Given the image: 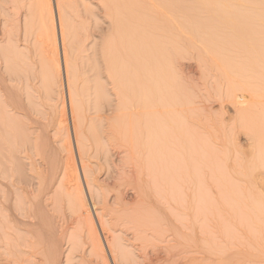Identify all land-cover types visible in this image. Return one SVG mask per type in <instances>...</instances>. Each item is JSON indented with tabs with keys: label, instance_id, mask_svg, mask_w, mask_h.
<instances>
[{
	"label": "bare ground",
	"instance_id": "obj_1",
	"mask_svg": "<svg viewBox=\"0 0 264 264\" xmlns=\"http://www.w3.org/2000/svg\"><path fill=\"white\" fill-rule=\"evenodd\" d=\"M32 1L37 2V4L39 5L41 16L42 12H46L45 14L43 13V15H47V21L49 22V24L46 25H49V27H47L48 29H44L46 27L45 23H48L45 22L44 16L41 17L42 19L40 21L42 22V20H44L42 24H44L45 27H43V25L41 26L45 31L39 29L43 31L42 34L45 32L44 36H40L42 35L41 31L39 32L37 30L38 32H35H37V34L40 33V35H38L41 37V39H39L40 41H42V44H46L44 43L43 39H45L46 42L48 41L50 43L53 54L52 56L47 58V56L44 55V49L42 48L43 45L40 44L42 45V55L39 56L42 58L41 61L45 63L43 65L46 70L44 71L46 82H51L55 80V78L58 77L59 74H62L61 72H63L65 76L68 100H65V97L63 95L64 99L62 102V106L64 110L61 115L62 119L60 121L63 122V124H66L65 121H68V119H66L67 117L65 116L67 112L65 108L68 105L80 166L89 194L88 199H90V206L94 211V216L96 217L98 226L100 227V230L102 232L103 237H100L103 239H101L97 233L94 224L95 222L93 220V217L91 216V209L89 210L88 208L89 204H87L85 200V192L83 191V187L80 184L81 178H79V170L71 161L72 155H70V158L64 161V163H60V159V161L56 160V162L60 163L61 166L63 164V166L62 168L59 166V169H57L58 167H55V164H53L52 166L56 169L53 170V172L50 171L52 172L50 173L51 176H48L52 179L55 176V179L58 178V181L56 183L58 184V190L55 191V204L58 201H61L63 198H67L66 200L68 201H66V203L70 204H67L69 205V208L71 207L70 210L72 213V217H70L71 219L66 222L67 225H65L64 230L62 228L61 231L57 232L55 231L54 227H48L47 229V220L46 225L44 220H42L43 218H45L46 215L44 216L45 213H43L42 209L39 208L40 206L38 207V205H35V207H32L28 205L30 203H33L34 198L38 199L39 195L45 192L44 190L47 187V183H49V179H44L43 181L42 177L41 181H39L40 186L38 188H34L33 184L29 182L26 183L27 179L26 181H24L26 185L19 184L20 180L15 173V169L18 168H16L17 166L14 167V165H12V162H15L12 158V156H14L12 153L15 154L14 151L16 150V148H18L17 150H23L24 153L29 149L27 141L29 138L28 135H30L29 133H25L26 129L23 130V126H27L26 121L27 119H29L26 114L28 108L25 111V106L24 108L23 106H21L24 103L22 104V102L20 101L16 88L19 89L20 87V89H25V93L27 94L26 98L30 99V92L28 90H30L31 88L33 89V87H31L32 82L30 80V78H32V66L30 68L28 62L27 64L22 63L23 61L21 62V60H24L22 59V56L20 57L19 61V56L15 61L11 60V58L13 57H10L11 53H13V49L11 50V48L14 45L12 46L8 43V45H11V48H8L7 45H5L7 47L4 49H1L2 47L0 48V59L3 60V63L5 62V65L8 62L11 63L9 64V67H11L9 73V79L11 80V83H7L9 82V80L6 81L7 79H5L7 74H5V76L4 73L6 71L2 73L5 77H2L0 74V264H61L63 254V251L61 249L62 242L65 236H67L70 225H72L73 223L75 225L73 226V228L76 232H70L68 236L69 240H71L72 243V247L69 250L68 254L69 261L72 260V256L80 247V237H82L83 239V232H87L90 237V240L88 242L90 243L91 247L89 255H97L101 257L103 254L102 259L106 263L107 261H109L110 256L113 264H117L116 256H118L119 251L117 247L120 245V242L118 238L114 236L111 232L114 226L111 221L116 215V210H114L115 207L113 208L110 205L109 196L107 194L108 192H105L106 189L104 191V188L102 187V184L98 182V179L93 178L89 174L88 165L84 157L82 156V151L84 154V148H86V145H84V142H82L83 139L80 138V133L83 131V126L86 119V116L83 113L84 106L80 103L82 101L83 89L80 88V84L78 82V79H80V73L77 71L79 69H75L77 64L74 61L76 60L73 61L72 58L75 54L71 55L70 53L71 49L76 48L77 43H79L77 42L79 30H77L76 27H74V25L71 23V21H69L63 15L62 10L66 8L67 0ZM98 1L99 3H102L104 11L106 10L107 14L110 13L111 15H109L108 17H110L112 21V30L105 39V41L102 42L103 44L99 45V49L94 50L96 52H93V54L95 53L98 58L92 61L90 60L92 67V70L90 71H94V66L98 63V66H95L97 68L95 69V71L98 70L99 74H102L105 71L108 75V78H110V83L112 84V86L110 84L109 85L111 87H114L113 89L116 91L115 94L119 96V101L121 102L118 108L120 111L116 113L117 116L115 115L114 117H117L118 120H120L121 117H126L125 112L128 108L127 102L132 101L133 104L130 117L133 119L132 116L136 115L134 119L137 120V129L135 131L132 119L130 120L129 117L127 119L125 118V120H130V123L128 121V128L126 129V131L129 132V138H125L126 143H123V152L124 154L127 153L126 156L129 159L128 163H124L125 165L128 164V175L127 173H125V175H127V180L122 182L119 181L120 183L118 182L117 184V181L113 180V172L107 178L109 180V183H112V185L115 187V189L111 190L117 191V189H119L118 193L116 192L117 195L115 194L116 198H114L116 199V202L119 203V205L121 204V206L117 205V207H120H118L119 210L123 208L122 210L124 211L123 213L119 211L121 212L120 216L119 213L116 211L119 218H117V216L115 218L120 219V221L123 220V222L126 221V223L134 225V227L138 229V232H135V234L132 232L134 236H136V238L138 236H142L144 238V241L142 242L141 246V251L143 252L144 257L146 258L145 264H264V106L259 105V100L260 103H262L261 101H263L264 103V100L260 99L264 98L262 97L264 96V27L261 28V26L251 25L249 23L250 19L248 18L249 21L247 19V14H264V7L259 5L264 4V0ZM162 3L171 4L178 14H186L188 17V25H193L192 27L198 30V32H200L204 39H208L206 40L208 43L217 45L212 48V51L216 54L227 53L228 55H233V57L241 60L243 58H248L249 61L244 62L242 64H240V62H236L235 58H233L232 56L228 59L224 58V61L228 66L227 69H231L234 71L237 70L241 80H239V84H232L228 94L231 98L232 96L238 97L236 103L238 113H241L239 114L240 119H238L240 124L239 126L242 127V129L239 127L240 130L238 131H245L247 134L250 135V138L252 140V145H250L252 146V148H250L251 150L246 153V156L242 154L240 155L241 152L245 154L246 151H241V148L237 145L234 136L231 137L232 134L227 135V137L225 138L223 136L226 135L221 134V138H223V140L219 139L220 142L212 136L211 132H209V136L202 139L203 141H200V138V140L198 141V137L195 138L198 132L196 133V136L189 134L191 135V137L189 138L190 141L188 142L187 140V142L190 145H188L187 147L186 143V146L184 145V143L181 144L179 140L180 138L178 139L176 137V134L173 133V135H171L172 133L167 132V127H164V124L162 122L163 118H161L163 114L162 107L165 109L167 114H169V118L170 116L173 117V124L170 122V125L173 126L174 119L176 120L177 116L179 117V115H176V111H178L179 113V110L176 109V105H179L180 102L186 99H183V94L180 93L178 87L176 86L173 71V62L175 58H178L176 56L179 55L181 52L179 50L181 45L186 46V44L183 42L187 43L189 42V39H186V41L182 40L181 37L177 35L178 33H174L172 31L173 29L170 31V27H167L164 24L163 20L165 18L162 19L161 13L159 12V10H157V5L160 6ZM54 11H56V18ZM106 12L104 14H106ZM171 13L173 15L174 12ZM182 16L184 17V15L181 14V17ZM263 21L264 20H262V22ZM29 23H31V19ZM169 23L170 22H168V24ZM232 23L234 26L230 27ZM253 23L255 22L253 21ZM68 38H70L71 41H67ZM222 41L227 42L229 46L222 47ZM251 41L255 42L256 44V48L252 49V51L231 47L238 46L239 44L243 43L245 44V46H248L249 42ZM29 47H27L26 49L29 50ZM78 49L80 50L79 46ZM205 52H203L204 55L208 53ZM5 65L4 68H6ZM88 65L90 66V64ZM241 77H243L244 79H241ZM1 78L3 80L5 79L4 83L2 82ZM250 79L254 80L251 81ZM60 81L62 82V80ZM51 83H48L49 86ZM103 84L99 85L98 88L96 87V95L99 100L105 99V96L103 95L104 93L105 95H108L106 94V92L103 93ZM28 87H30V89ZM106 90L108 89L106 88ZM21 93L22 92L20 91V94ZM31 94L34 95V93L32 92ZM31 99H33V97ZM234 99L236 98L234 97ZM24 100L25 99H23L22 101ZM45 100L47 101V99ZM18 101L21 102L20 105ZM98 105L100 106L99 103ZM49 106L51 105L49 104ZM117 107L118 106H116V108ZM174 108L176 109V111ZM29 109L28 111H30ZM129 112L130 111H128V113ZM41 114L43 115V113ZM194 114L196 115V113ZM20 115H23L21 116V119L19 118ZM24 115L27 117V119ZM61 116L56 115L55 118L57 122H59L57 117L60 118ZM24 117L26 120L24 119ZM196 117L198 116L196 115ZM49 118L50 117L48 116V119ZM29 120L32 121L34 119L32 118ZM181 120L182 121L180 122H184L183 119ZM61 122L57 124L59 128L61 127ZM118 122L117 124H120L121 126L124 124L125 126L126 121L125 123L122 122L123 124ZM43 123L45 124V122ZM184 123L186 124L187 121H185ZM184 123H181V125L183 126ZM203 123L207 124V122ZM114 124L115 123L111 124V126L114 127ZM117 124H115L116 127H118ZM197 124L200 125V123L198 122ZM212 124L207 125L212 126ZM178 125L180 126L179 122ZM91 126L94 127L95 125H89V127ZM111 126L110 128H112ZM184 126L188 127L186 125ZM85 127L86 125L84 126V128ZM203 127L207 126L205 125ZM181 128L182 131L179 128L180 132L182 134H185L186 136L187 130L185 128L183 130V127ZM201 128L200 130H202ZM227 129L228 128H226L225 130L227 131ZM2 131L8 136H6V134L4 135ZM231 131L230 133H232ZM82 133L81 137L83 135ZM115 133L116 131L114 130V134ZM137 133L139 134V136L137 135ZM192 133H194V130ZM169 134L172 137L175 135L176 139L179 140L178 143L177 140L173 141V138H171L172 140L167 139V136ZM224 134H226V132H224ZM242 134H244V132ZM66 135L67 134L64 135V138H67L68 135ZM43 136H45L44 133ZM203 137H205V135H203L201 138ZM216 137L220 138V135L218 134ZM64 138L62 139L64 140ZM2 140H7L9 143H5L7 144V154H5L3 150L5 146L2 144ZM64 141L67 146L66 148L69 150L70 153L73 149L71 147V139ZM84 141L86 144V140ZM170 141L172 144L170 143ZM221 141L223 143H221ZM216 142L221 143L220 145L222 146L217 145ZM173 143L176 145V147ZM171 145H173V147L175 148L181 147V149L182 147H187L186 150L188 151V154L186 152V157L179 159L177 158L179 152L178 154L175 153L173 155L171 151L170 153L168 152V154L166 152V149L167 151L171 150ZM31 146L32 145H30V149ZM89 147L91 146L89 145ZM18 153L22 154V152L19 151ZM51 153L52 152H49L50 155ZM36 154L39 155L38 153ZM42 155L44 156L43 152ZM3 156L7 159L6 162L8 161L7 163H9V166L2 164V160L4 159L2 158ZM243 156L246 158H243ZM31 157L32 156H30V158ZM179 157H181L180 154ZM180 159L184 160V164H182L183 160L181 161ZM45 161L43 160V162ZM33 162H35V160ZM1 164L2 166H6V168L2 167ZM184 165L187 169L186 173H184L185 175L181 172V170L184 169ZM42 171L44 170L38 171L41 172L40 176H44L42 174ZM59 172L60 174L58 176L57 174ZM125 184H127L129 188L123 190L124 188L122 186L125 187ZM94 192H96V194L98 193V199H100V204L95 202L93 197ZM212 194H214V197L216 196L215 201L217 204L214 202V197ZM127 199L131 202H125V200ZM62 202L63 200L61 201V204H63ZM57 204L60 205L59 203ZM9 209L13 211V213L11 212L12 214H8ZM128 210L129 213L127 212ZM14 211L17 214L14 213ZM223 211H226V213L224 214ZM221 212L225 216L222 215L223 219L221 218V223L218 222L214 226L215 228L213 227L214 229L212 231L209 222L211 217L210 214L212 213V215L215 216V214L213 213H217V216L219 217L216 218L220 219ZM218 213H220V215H218ZM19 215L24 216L25 221L26 217H34V219L36 218L38 221L35 222V220L31 223L27 220V222H25L24 219H20L22 217H20ZM117 219H114L113 222L117 221ZM211 222L215 224L213 220ZM115 223L118 224L119 222L117 221ZM213 224L211 225L213 226ZM110 225L112 227H109L108 230L107 226ZM185 226L188 229L186 231L184 229ZM221 227L223 229H221ZM242 228L250 232H248V245L250 244L256 247L254 252L251 251L250 247L247 248L250 251L243 250L247 246V244L246 246L243 245L244 243H241L243 246H245L242 249L240 248V246L239 248H236L238 247V245H240V242L238 241L240 240V238L243 239L240 240L241 242L246 241L245 243H247V240L244 241L245 238L242 237L247 238L248 233H246V230L244 231ZM237 229L240 233H238ZM240 230H243L245 232L244 234L246 235L242 236L243 231ZM148 235H150L151 238L149 240L147 239L149 238ZM237 235L240 236L238 240ZM153 238L158 241L157 244L162 243V245H158L159 249L158 247L156 248L158 251L155 250L154 252L153 250L151 251L148 248V244L145 243V240H147L149 241V243L152 244V240H154ZM138 239L140 238L138 237ZM154 243L156 242L154 241ZM152 246H155V244H153ZM83 260L87 261L85 257L83 258ZM92 261L93 259L88 260V262Z\"/></svg>",
	"mask_w": 264,
	"mask_h": 264
},
{
	"label": "rangeland",
	"instance_id": "obj_2",
	"mask_svg": "<svg viewBox=\"0 0 264 264\" xmlns=\"http://www.w3.org/2000/svg\"><path fill=\"white\" fill-rule=\"evenodd\" d=\"M35 4H36V6H35ZM99 4H100V6H99ZM101 5H102V3H99L98 0H67L66 8H64V10H62V11H63V15L69 21H71V23L74 25V27H76L77 30H79L78 31L79 32V36H78V40H77V42H79V43H77V45H76L77 47L76 48H72L71 49L70 53H71V55L75 54V55H73L72 58H73V61L76 60V61H74L77 64L75 69L76 68L79 69L77 71L80 73V79H78V82L80 84V88L83 89L82 101L80 103L84 106L83 113L86 116V119H85V122H84V126L86 125V127L84 128V126H83V131H82L83 133L81 132L83 134L82 137H81V133H80V138H82L83 141L81 139L80 140L82 142H84L83 144L86 145V148H84L85 149L84 150V154H83V151H82V156L84 157V159H85V161H86V163L88 165L89 174L93 178L98 179V182L100 184H102V187L104 188V191L106 189L105 192H108L107 194L109 196L110 205L113 208L115 207L114 210H116L119 213V216H120V213L121 212L123 213L124 211L122 210L123 208H121L119 210V208H120L119 206H121V204L119 205V203H117L116 199H115L119 189H117V191L116 190H111V189H115V187L112 185V183H109V180L107 178L113 172L112 174L114 176L113 177L114 179L113 178L112 179L114 181H117L116 182L117 184H118L119 181L122 182V181H126L127 180L126 176L128 175V172H127L128 171V169H127L128 168V166H127L128 164L125 165L124 163H128L129 159L126 156L127 153L124 154V152H123L124 151L123 150L124 149L123 143L124 142L126 143V139L129 138L128 137L129 136V132L126 131V129L128 128V121L130 123V120L132 119L130 117V113H131V110H132L133 102L132 101H128L127 102L128 108L126 109V112H125L126 113L125 114L126 117L125 116L121 117L123 119L120 118V120H118V118L114 117V116L115 115L117 116L116 113H118L120 111L118 108H119V104L121 102L119 101V96H117L115 94L116 91L113 89L114 87H111L112 84L110 83L111 82L110 78H108V75H107V73L105 71L102 74H99L98 70H96L97 72L95 71V69H97L95 66H98V63L94 66L93 70L95 72L94 71H90V70H92L91 69L92 68L91 67V61L98 58V56L95 55V53L93 54V52H96L94 50H96V49L98 50L99 49V47H100L99 45L103 44L102 42L105 41V39L107 38V36L109 35V33L112 30V26H111V22L112 21H111V18L108 17L110 15V13L107 14L106 10L104 11L103 5H102V7H101ZM259 5L264 7V4H259ZM53 7H54V4H53ZM157 8H158L157 10H159V12L161 13L162 19L165 18L163 20V22H164V24L167 27H170L169 28L170 31L173 29L172 31L174 33H176V34L178 33L177 35L179 37H181L182 40L186 41V39L187 40L189 39L188 40L189 42H187V43L183 42V43L186 44V46H182L181 45V47L179 49L181 52H180L179 55L176 56L178 58H175L174 62H173V71H174V78H175L176 86L178 87L180 93L183 94V99H185V98L186 99L184 101L180 102L179 105L177 104L176 105L177 108L175 106V108L177 110H179V113L174 108L176 113H177V114L176 113L175 114L179 115V117L177 116V119L176 120L174 119V125L173 126L170 125V122L173 124V119H172L173 117L170 116V118H169V114H167L165 109L162 107V113L163 114H162L161 118H163L162 122L164 124V127L165 128L167 127V129H168L167 132L168 133H172L171 135H173V133L176 134V137L178 139L180 138L179 140H180L181 144L184 143V145H185V143H186L187 147H188V145H190L188 143L190 141L189 138L191 137V135H195L196 136L197 132L198 133L200 132L199 136H198V133H197V136L196 137L194 136V137L195 138L198 137L197 138L198 141L200 139H201L200 141H203L202 139H204L207 136H209V134H210L209 132L212 133V136L216 140H219V139L223 140V138H221L222 137L221 134L226 135V136H223L224 138L227 137V135H229V134L231 135L232 134L231 137L234 136L237 145L241 148V151L242 150L246 151V152L244 151L245 154H243L241 152L240 155L242 154V155L246 156V153H248L251 150L250 148H252V146H250V145H252V140L250 138V135L247 134L245 131H243V130L238 131V130H240V128L242 129V127L239 126L240 125L239 124V119H240L239 118L240 117L239 114H241V113H238V108H237V103H236L237 102L236 100L238 99V97L232 96V98H231L230 95L228 94L229 90L231 89L232 84H237V83L239 84V80H240V76H239L238 71L237 70L234 71V70H231V69L228 70L227 69L228 66L226 65V63L224 61V58L228 59V58H231V56L233 57V55H228L227 53H222L223 54L222 55V54H216L215 52H213L212 48L217 46V45H213L211 43H208L206 41L208 39H204V37L200 34V32H198V30H196L194 27H192L193 25L192 26L188 25V19H187L188 17H187V15L184 14V13L178 14L177 11L174 9V7L171 4L162 3L160 6L157 5ZM169 9H170V11H169ZM105 12H106V14H104ZM171 12H174L173 15H172ZM43 13L45 14L46 12H42V16H41L39 5L37 4V2L32 1V0H0V48L2 47L1 49H4L7 46H8V48L9 47L11 48V45L12 46L14 45L11 48V50L13 49V51H12L13 53H11V55H10V57L13 56L14 58L12 57L11 60L15 61L17 59V57L19 56L18 57V61H19L20 57L22 56V59H24V60H21V62L23 61L22 63H26V64L28 62L30 68L32 66L31 74L33 75V76L31 75L32 78H30V80L32 82L31 87H33V89L32 88L30 89V87H28L30 89L28 91L30 92V94H31V92L34 93V95L33 94H31V95L29 94V96H30L29 98L31 99L33 97V99H31V100H33L34 102L31 101L30 99L26 98L27 94L25 93V91H26L25 89L24 90L22 88L20 89V87H19V89L16 88L18 96L20 98V101L22 102V104L24 103L21 106H23V108L25 106V111H26L27 108L28 109L30 108L29 110L31 112L28 111V109H27L26 114H27L29 119L33 118L34 120L31 121V120L27 119V117L24 115L26 117V119H27V121H26L27 122L26 123L27 126H25L24 124H23L24 126L23 125L22 126L24 127L23 130L26 129L25 133H29L30 134V135H28L29 136L28 141L29 140H31V141H29L30 143L27 141V145L29 147V149H28L29 151L27 150L25 152L26 153L25 154L23 152V150H21V149L17 150L18 148H16L17 152L15 150L14 151L15 154L12 153L14 155V156H12V158H13V160L16 163L12 162L13 163L12 165H14V167L17 166L16 168H18V169H15V173H16V176L20 180L19 184L26 185V183L29 182V183L33 184L34 188H38L40 186V184H39L40 182L39 181H41L42 177H43V181H44V179L45 180L49 179L48 180L49 183H47V187L44 190L45 192L43 191L44 193H41V195H39L38 199L34 198L35 202L33 201V203H30L28 205H30L32 207H35V205L36 206L38 205V207L40 206L39 208L42 209L43 213H45L44 216L46 215L45 218L42 219V220H44L45 225L48 223L46 225L47 226L46 228L48 229V227L49 228H51V227L53 228L54 227L55 231L58 232V231H61L62 228L64 230L65 225H67L66 222H68V220L71 219L70 218V217H72V213H71V210H70L71 207L69 208L70 204L66 203V201H68V200H66L67 198L66 199H64V198L62 199L63 200V202H62L63 204H61L62 200L57 202L60 205H58L57 203L55 204V197H56L55 191L58 190V184H56L57 181H58V178L55 179V177H56L55 176L52 179L51 177H48V176H51L50 173H52L53 170L56 169V168H54L52 166L53 164H55V167H58L57 169H59V166L62 168L63 164L61 166L60 163L61 162L64 163V161H66L68 158H70V155H72L73 157L71 156V159H72L71 161H72L73 164H75V166L79 170V173H80L79 174V178H81L80 179V184L83 187L82 188L83 191L85 192L84 196L86 198L85 200H86L87 204H89L88 208H89V210L91 209L90 212H91V216L93 217V220L95 222L94 224H95L97 233H98L99 237L100 236L103 237L102 236V232L100 230V227L98 226L96 217L94 216V211L92 210V207L90 206L91 205L90 204V199H88V195L89 194H88V191H87V186H86V183H85V180H84V176H83V173H82V170H81V166H80L78 151H77V148H76L75 139H74V132H73V128H72V120H71V117H70L71 116L70 112L68 110V105L65 108L66 111H67L65 116L67 117L66 119H68V121H65L66 122V124L64 123L65 125L63 124V122L60 121L62 119V116H61L62 112L64 110V108L62 106V102H63L64 97H65V100L67 99V85H66L65 76H64L63 72H61L62 74H59V76L57 75L58 77L55 78L56 81L55 80L51 81L53 83H51L50 81L46 82V80H45L44 71H46V70H45V67L43 65L45 63L43 61H41L42 58L39 56V55H42L41 46L43 45L42 48L44 49V55H46L47 58L52 56L53 51H52L51 45H50V43L48 41L46 42V40L43 39L44 43H46V44H42V41H40L41 37L44 36V33H45L44 32L42 34V32L45 31L46 29H48L47 27H49V25H46V24H49V22L47 21L48 20L47 19V15H43ZM54 13H55V18H56V11H54ZM181 14L184 15V17L183 16L181 17ZM257 14H259V13H255V14L252 13L250 15L247 14L248 17L247 16L246 17H247V19L248 18L250 19V21H249V19H248V21H249V23L251 25L261 26V28H263L264 27V21L262 22V20H264V14H259V15H257ZM43 16L45 17V22H48V23L44 22L46 27L44 26V24H42V22L44 20H42V22H40L41 19H42L41 17H43ZM251 16H253V17H251ZM257 16L259 18L261 16L262 19L260 18L261 19L260 20ZM255 18H256V20H255ZM30 19H31V23H29ZM253 21L255 23H253ZM168 22H170V23L168 24ZM258 24H260V25H258ZM41 25H43V27H45L44 28L45 30H43V27ZM233 26L234 25L232 23L230 25V27H233ZM39 29H42L43 31L39 30ZM84 29H86V30H84ZM37 30L39 32L41 31L42 35H40V33H38L41 37L37 34V32H38ZM6 31H8V32H6ZM35 31H37V32H35ZM48 31H50V30H48ZM27 32H28V34H27ZM86 32H87V34H86ZM5 33H6V35H5ZM88 33H89V35H88ZM9 39H10L11 42L9 41ZM69 40L71 41L70 38H68L67 41H69ZM67 41H66V43H67ZM190 41H192V42H190ZM195 41H197V42H195ZM12 42H13V44H12ZM8 43L11 44V45H8ZM201 43H203V44H201ZM226 43L227 42H225V41L223 42L222 41V43H221L222 45L221 46L222 47L223 46H229V44L228 43L226 44ZM40 44H42V45H40ZM5 45H7V46H5ZM239 45H240V47H239ZM239 45L238 46H231V47L239 48V49H242V50H250V51H252V49L256 48L255 42H252V41L249 42L248 46H245L244 43L243 44H239ZM78 46L80 47L81 51L78 49ZM27 47H29V50L26 49ZM96 47H98V48H96ZM241 47H243V48H241ZM202 48H204V49H202ZM204 50L207 51L208 53L205 52ZM188 51H189V53H188ZM195 51H196V53H195ZM202 51L207 53V54L204 55V53ZM197 52H199V53H197ZM198 54H200V55H198ZM92 55H93V57H92ZM207 55H209V56H207ZM24 56H25V58H24ZM181 56H183V57H181ZM32 58H34V59H32ZM87 58H89V59H87ZM201 58H203L204 60L201 59ZM233 58H235V57H233ZM208 59H209V62H208ZM87 60H88V62H87ZM235 61L236 62H240V64H242L244 62H248L249 60H248V58L247 59L243 58L242 60L238 59V58H235ZM212 62H213V64H212ZM4 63H3V60L0 59V70H1L0 74H1L2 77L5 74H7V76L5 75L6 77L5 76L4 77H5V79H7L6 81L9 80V82H7V83H11V80L9 79V77H10L9 73H10V70H11L10 69L11 67H9V64H11V63L8 62V63H6V65ZM33 63H36V64H33ZM94 63H96V62H94ZM222 63H224V64H222ZM88 64H90V66ZM4 65H5L6 68H4ZM32 69H34V70H32ZM2 73H4V75ZM107 78H108V80H107ZM241 79H244V78L241 77ZM1 80L4 83V80L2 78H1ZM60 80H62V82ZM253 80L254 79H252L251 81H253ZM6 81H5V83H6ZM44 81H45V83H44ZM96 82H98V83H96ZM48 83H51L50 86H49ZM102 84H103V93L106 92V94L109 95V96L105 95V93L103 94L105 96V99H104L105 101L104 100H99L97 98V95H96V87L98 88V86L102 85ZM35 88H36V90H35ZM37 88H39V89H37ZM106 88L108 90H106ZM39 90H40V92H39ZM20 91L22 92L21 94H20ZM84 91H85V93H84ZM87 91H89V92H87ZM182 91H184V92H182ZM189 93H190V95H189ZM63 95H64V97H63ZM184 95H185V97H184ZM35 97H36V99H35ZM187 97H188V100H187ZM234 97L236 99H234ZM248 97H247V99H248ZM262 97H264V96H262ZM4 98H5V96H4ZM191 98H194V99H191ZM23 99H25V100L22 101ZM45 99H47V101ZM96 99H98V100H96ZM260 99L264 100V98L263 99L260 98ZM28 101L30 102L31 105L29 104ZM38 101H40V102H38ZM117 101H118V103H117ZM21 102H19V105H20ZM46 102H47V105H46ZM130 102H132V103H130ZM261 102L262 103H260V100H259V105L264 106L263 101H261ZM98 103L100 104V106L98 105ZM28 104L30 105V107H29ZM40 104H43V105H40ZM49 104L51 106H49ZM53 104H55V105H53ZM67 104H68V102H67ZM192 104H193V106H192ZM116 106H118V107L116 108ZM49 108H51V109H49ZM127 110L130 111V112L128 113ZM192 111L194 113H196V115L198 117H196V115ZM38 112H39V114H38ZM41 113H43V115ZM180 113H181V115H180ZM188 113H189V115H188ZM192 114H194L195 116L192 115ZM50 115L53 116V117H51ZM56 115L57 116L58 115L61 116L60 118L57 117L59 122L56 121V118H55ZM21 116H23V115H20V117H19L20 119L22 118ZM29 116H31V117H29ZM48 116L50 117L49 118L50 120L48 119ZM110 116H112V117H110ZM135 116H132L133 119H134ZM25 117H24V119H25ZM128 117H129L130 120L129 119L125 120V118L127 119ZM180 118L183 119L184 122L187 121V123L185 124L184 122H180V121H182ZM40 119H41V121H40ZM133 119H132V122L134 123V127H135L134 129L136 131V129H137L136 128L137 120L134 119L135 120L134 121ZM25 120H24V122H25ZM112 120H113V123H115V124H117L118 121H119L118 123H121V124H123L122 122L125 123V121H126L125 126H127V127H125L124 124L122 126L120 124H117L118 127H116V125L114 124V127H113V126H111V124H113ZM121 120H123V121H121ZM43 122H45V124ZM60 122H61V127L60 128H62V129H60L57 126V124L60 123ZM175 122H177V123H175ZM178 122L180 123V126L178 125ZM197 122L200 123V125L197 124ZM203 122H207V124H209V125H211L213 123L212 126L214 127V129H213L212 126H209V125H207V124H205ZM40 123H41V125H40ZM87 123H88V125H87ZM181 123L182 124L184 123V125H186L188 127H185L184 125L182 126ZM53 124H54V126H53ZM92 124H93V126L94 125L95 126L94 127H92V126L89 127V125H92ZM175 124H177L178 126L175 125ZM62 125H63V127H62ZM109 125L112 128H110ZM189 125H190V127H189ZM202 125L203 126L206 125L207 127H203ZM42 126H43V129H42ZM175 126H177L178 128L175 127ZM222 126H223V128H222ZM181 127H183V130H184V128L187 130V135L186 136H185V134H182L180 132L179 128L182 131ZM232 127L235 130H237V131H235ZM88 128H89V131H88ZM109 128H110V130L114 129L116 131V133L114 134V130L110 131ZM121 128H122V130H124V128H125V130L122 131ZM200 128L203 131L200 130ZM226 128H228L227 131L225 130ZM67 129H68V131H67ZM193 130H194V133H192ZM112 131H113V133H112ZM230 131L232 133H230ZM126 132H128V133H126ZM224 132H226V134H224ZM243 132H244V134H242ZM43 133H44L45 136H43ZM201 133H203V134H201ZM3 134L5 135L6 133L3 132ZM65 134L68 135V136L66 135L68 139L66 137L64 138ZM189 134H191V135H189ZM200 134L202 136L205 135V137L201 138L202 136ZM218 134L220 135V138H218L219 136L216 137ZM41 135L44 138H42ZM137 135L139 136L138 133H137ZM171 135L169 134L167 136V139L173 138V141L177 140V143H178L179 140L176 139L175 135L173 137ZM6 136H8V135L6 134ZM61 136H63V137H61ZM34 138H36V139H34ZM46 138H48V139H46ZM62 138H64V140H70L71 139V147L73 148L72 151L70 152L71 154L69 153V150L66 148L67 146L65 144V141ZM35 140H36V142H35ZM84 140H86V142H87L86 144H85ZM121 140H122V142H121ZM187 140H188V142H187ZM6 141L2 140V144L5 146V148L3 149L5 154H7V150H6L7 144H5V143H8V141L7 142ZM219 142H220V140H219ZM219 142H216L217 145L222 146L220 144L223 143V142L222 141H221V143H219ZM45 143H47V144H45ZM121 143H122V145H121ZM170 143H171V141H170ZM37 144H38V146H37ZM30 145H32L31 149H30ZM64 145H65V147H64ZM89 145L91 147H89ZM171 146L172 147H170V149L171 148L172 149L168 150V151L166 149V152L170 153L172 151L171 153L173 155L175 153L178 154V152H179L181 157H179V154H178L177 155L178 157L176 156L178 159L179 158H185L186 157V152L188 154V151L186 150L187 147L186 148L182 147V149H183L182 150L181 147L175 148L176 145H175V147H173V145H171ZM34 147H36V148H34ZM90 148H92V149H90ZM178 148H180V149H178ZM173 149H174V151H173ZM30 150H32V151H30ZM178 150H180V151H178ZM18 151L22 152V154L18 153ZM60 151H61V153H60ZM42 152L44 153V156L42 155ZM49 152H52L51 155L49 154ZM235 152H234V154H235ZM36 153H38L39 155H37ZM27 155H28V157H27ZM30 156H32L31 157L32 159L30 158ZM56 156H57L58 159L56 158ZM2 158H4V156ZM62 158H63V160H62ZM243 158H246V157L243 156ZM4 159H3L4 161L2 160V164L6 165V166H9V163H7L8 161L6 162L7 159L6 158H4ZM34 160H35V162H33ZM43 160L44 161L46 160V161L43 162ZM56 160L60 161V163L56 162ZM180 160L182 161L183 159H180ZM48 163H50V164H48ZM2 164H1V166H2ZM182 164H184V160H183ZM4 165L2 167L6 168V166H4ZM37 168L38 169L40 168V169L38 170ZM45 168H46V170H45ZM61 168H60V170H61ZM183 168H184L183 170L180 169L182 174L186 173V171H187L185 165H184ZM33 169H35L36 172ZM16 170H19L20 172L16 171ZM40 170H44V171H42V174L44 176H42V175L40 176L41 172H38ZM50 171H52V172H50ZM125 173H127V175H125ZM59 174H60V172L57 175L59 176ZM26 179H27V181H26ZM116 179H118V180H116ZM21 180H23V181H21ZM51 180H54V181H51ZM24 181H26V183ZM6 183H7V181H6ZM106 183H108V184H106ZM112 186H113V188H112ZM122 187L124 188L123 190H126V188H129V186L127 184H125V187L124 186H122ZM94 195H93V197H94L95 202L100 204V199H98L99 198L98 193L96 194V192H94ZM212 195L214 197V194H212ZM213 197H211V198H213ZM215 197H214L213 200L216 203ZM87 200H89V201H87ZM128 201L131 202L128 199L125 200V202H128ZM111 202H112V204H111ZM67 204H69V205H67ZM117 205H119L118 206L119 208L117 207ZM9 210H8V214H12L13 211L12 210L9 211ZM116 211H115V213H116L115 217L117 216V218H119V216H118ZM119 211H121V212H119ZM127 212L129 213V210ZM14 213H16V212L14 211ZM223 213L225 214L226 211H223ZM223 213L221 212L220 219L216 218V217H219V216H217V213H213V214H215V216H213L212 213L210 214V216L212 217V219L210 217V220L211 221L213 220L214 223H215V224H213V222H211L209 220L210 228H212V231L215 228L214 226L218 222L221 223L220 221H221V218L223 219V217H222ZM218 215H220V213H218ZM223 216H225V215H223ZM20 217H22V218H20ZM20 217H19L20 219H22V220L24 219V221H25V217L24 216H20ZM115 217H114V219L116 220L117 218H115ZM114 219H112V221H111L114 224V226H113L114 230L112 228L111 232H112V234L114 236H116L118 238V240L120 242V245H122V246L119 245L117 247V249L119 251H118V256H116L117 257L116 258V261H117L116 263L117 264H145L146 263L145 262L146 258L144 257V254L141 251V246H142V242L144 241V238L142 236H138L140 238V239H138V237L136 238V236H134L135 232H138L137 231L138 229L135 228L134 225L126 223V221H124V222H123V220L120 221V219H117V221L119 222L118 223L119 225H118L117 223H115L117 221L113 222ZM27 220H28V222H31V223L34 222L35 220H36L35 222L38 221L36 218L34 219V217L33 218L26 217V221L25 222H27ZM46 220H47V223H46ZM123 223H125V224H123ZM211 224H213V226ZM73 226H75L74 223L72 225H70V228L68 229L67 236H65V238H64V240L62 242L61 249L63 251V254H62L61 264H113L110 256H109V261H107V263H106L102 259L103 254H102L101 257L97 256V255H92V256L89 255L91 247H90V243L88 242L90 240V237L87 234V232H83V234H82V236L84 235L83 239H82V237H80L81 242L79 241L80 242V247L78 248L76 253L74 251L75 254L72 256L73 257L72 260L69 261L68 260V254H69V250L72 247V243H71V240H69L68 236H69L70 232L72 233V232L75 231ZM107 227H108V230H109V227L111 228L112 226L110 225V226H107ZM184 229H185V231L188 230L186 228V226L184 227ZM221 229H223V228L221 227ZM235 230H236V227H235ZM243 230L245 231L246 229H243ZM243 230H240V231H243ZM237 231H238V233H240L238 229H237ZM244 231H243V235L242 236L246 235V234H244L245 232L246 233L249 232L248 230H246L245 232ZM249 233L247 234V238L241 236L242 238H245L244 241L247 240V243H245L246 241L245 242H241L240 240H243V239H241L240 236H238L239 234L237 235L238 236L237 240L240 238V240H238L240 242V245H238V247H236V248H239V246H240V248L242 249L247 244V246L243 250L247 251V250H249L247 248L250 247L251 251L254 252L256 247L253 246V245H250V244H249L250 246L248 245ZM241 234H242V232H241ZM141 237H142V239H141ZM148 237H149V238H147L148 240L151 239L150 235H148ZM151 237H153V236H151ZM210 237H211V234H210ZM101 239H103V238H101ZM153 239L154 240H152V242H153L152 244L149 243V241H147V240H145V243L148 244V248L151 251L153 250V252H154L155 250L158 251L156 248L158 247V249H159V246L162 245V243L161 244H157L158 241H156L155 238H153ZM154 241L156 243H154ZM241 243L242 244L244 243L243 245H245V246H243ZM153 244H155V246H152ZM119 247H121V248H119ZM121 255H123V256H121ZM124 255L125 256L127 255L126 258H125ZM84 257L87 259V261L83 260ZM89 259H93V261L92 262H88Z\"/></svg>",
	"mask_w": 264,
	"mask_h": 264
}]
</instances>
